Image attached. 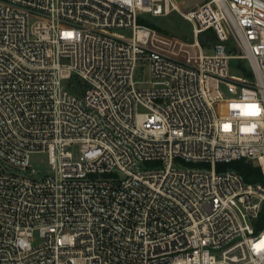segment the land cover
<instances>
[{
  "label": "built area",
  "instance_id": "obj_1",
  "mask_svg": "<svg viewBox=\"0 0 264 264\" xmlns=\"http://www.w3.org/2000/svg\"><path fill=\"white\" fill-rule=\"evenodd\" d=\"M263 221L264 0H0V264H264Z\"/></svg>",
  "mask_w": 264,
  "mask_h": 264
},
{
  "label": "rangeland",
  "instance_id": "obj_2",
  "mask_svg": "<svg viewBox=\"0 0 264 264\" xmlns=\"http://www.w3.org/2000/svg\"><path fill=\"white\" fill-rule=\"evenodd\" d=\"M207 1L208 0H175V2L178 3L180 8L185 11L194 9ZM151 21L166 30V32L158 31L157 33L161 37L155 36V40L157 39L160 40V38H163L164 41H168L176 45L177 42L175 40H180V41L187 40L186 38L187 37L190 38L191 36V33H192L191 24L187 22L183 18V16L178 12H172L171 14L167 16H162V17H151ZM183 35H185L186 38ZM227 44L229 43L227 42ZM177 45L179 46L180 44H177ZM166 46H168L170 49L174 48L172 46H169V44ZM181 48H182V51L187 55L186 57L190 58V57L196 56L197 51L194 47L181 45ZM175 49L178 50L176 46H175ZM239 64H240L239 60H231L230 70H229V74L231 77L237 78V79L244 78L245 74L239 67ZM136 79L139 81L149 80L150 79L149 67L145 66L144 68L143 67L140 68L137 71ZM65 84H67L66 81H65ZM142 85L148 86L147 84H142ZM221 109L223 110L224 107H222ZM31 166L37 172L36 175L38 178L43 177L47 173L50 172L47 157L45 154H33L32 160H31ZM7 168L8 170L13 171V172H22L19 169L14 168V167H7ZM263 226H264V221H263Z\"/></svg>",
  "mask_w": 264,
  "mask_h": 264
},
{
  "label": "trees",
  "instance_id": "obj_3",
  "mask_svg": "<svg viewBox=\"0 0 264 264\" xmlns=\"http://www.w3.org/2000/svg\"><path fill=\"white\" fill-rule=\"evenodd\" d=\"M140 21L142 23H144L145 25H147V26H149V27H151L157 31L166 32L165 29H163L162 27L153 23L151 21V17L142 18ZM183 36L186 38L185 35H183ZM186 39H189V38L187 37ZM227 165H231V166L236 167L239 171H241V173H243L245 175V177L248 181H255L261 177V174L259 172V168L253 166L251 163H247L244 160L230 162V163H227Z\"/></svg>",
  "mask_w": 264,
  "mask_h": 264
},
{
  "label": "water",
  "instance_id": "obj_4",
  "mask_svg": "<svg viewBox=\"0 0 264 264\" xmlns=\"http://www.w3.org/2000/svg\"><path fill=\"white\" fill-rule=\"evenodd\" d=\"M208 39H209V33H204L203 35H201L200 37L201 44L203 46L206 45Z\"/></svg>",
  "mask_w": 264,
  "mask_h": 264
}]
</instances>
